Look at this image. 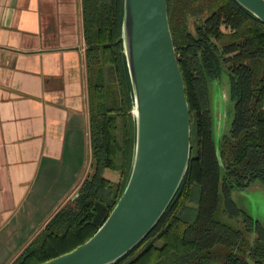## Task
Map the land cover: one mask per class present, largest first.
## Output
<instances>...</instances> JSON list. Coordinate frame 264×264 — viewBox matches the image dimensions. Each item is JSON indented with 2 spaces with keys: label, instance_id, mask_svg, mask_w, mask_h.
<instances>
[{
  "label": "trees",
  "instance_id": "1",
  "mask_svg": "<svg viewBox=\"0 0 264 264\" xmlns=\"http://www.w3.org/2000/svg\"><path fill=\"white\" fill-rule=\"evenodd\" d=\"M125 0H84L92 163L79 194L66 202L12 264H42L85 243L122 196L132 170L136 124L123 52ZM170 22L193 117L186 177L160 221L113 264H264V225L241 219L233 183L264 184V21L237 0H169ZM192 24L194 28H192ZM232 70L238 100L232 132L214 154L207 110L209 76ZM114 72L116 87L108 78ZM107 169L121 174L105 177ZM201 198L191 219L188 203Z\"/></svg>",
  "mask_w": 264,
  "mask_h": 264
},
{
  "label": "crops",
  "instance_id": "2",
  "mask_svg": "<svg viewBox=\"0 0 264 264\" xmlns=\"http://www.w3.org/2000/svg\"><path fill=\"white\" fill-rule=\"evenodd\" d=\"M86 49L84 0H0V264L14 262L91 169ZM108 78L115 87L111 68Z\"/></svg>",
  "mask_w": 264,
  "mask_h": 264
},
{
  "label": "water",
  "instance_id": "3",
  "mask_svg": "<svg viewBox=\"0 0 264 264\" xmlns=\"http://www.w3.org/2000/svg\"><path fill=\"white\" fill-rule=\"evenodd\" d=\"M264 21V0H237ZM123 52L136 144L128 184L98 231L42 264H113L134 249L176 197L189 169L193 117L170 22L169 0H125ZM77 193L71 198H75Z\"/></svg>",
  "mask_w": 264,
  "mask_h": 264
},
{
  "label": "flooded vegetation",
  "instance_id": "4",
  "mask_svg": "<svg viewBox=\"0 0 264 264\" xmlns=\"http://www.w3.org/2000/svg\"><path fill=\"white\" fill-rule=\"evenodd\" d=\"M192 28H194L192 24ZM232 70L226 66H223L220 74L213 73L209 76V94L210 98L207 103V110L210 116V129L211 138L214 145V154L220 166L221 177L225 173V163L222 157L221 145L226 136L232 132L233 122L236 116L238 100L234 94L235 84L232 80ZM227 87V95L229 97L226 101V95L224 89ZM230 196L233 198L237 206L240 208L241 219L247 216L252 217L255 225L258 223L264 225V223L253 214H251L245 207H243L236 200L237 194H244L251 189L257 188L264 190V184L260 180H255L250 184L240 186L237 183L232 184ZM201 191V190H200Z\"/></svg>",
  "mask_w": 264,
  "mask_h": 264
},
{
  "label": "rangeland",
  "instance_id": "5",
  "mask_svg": "<svg viewBox=\"0 0 264 264\" xmlns=\"http://www.w3.org/2000/svg\"><path fill=\"white\" fill-rule=\"evenodd\" d=\"M114 72H112V76ZM115 93L118 96L119 88L117 82H115ZM226 95V101L228 102L229 97L227 95V87L224 89ZM244 194H237L236 200L240 203L243 207H245L251 214L255 217L259 218L264 223V190L261 189H251L248 192H243ZM201 198V193L196 190L195 194L193 195L192 200L188 203L189 212L191 213V219L194 220L198 214V206Z\"/></svg>",
  "mask_w": 264,
  "mask_h": 264
}]
</instances>
